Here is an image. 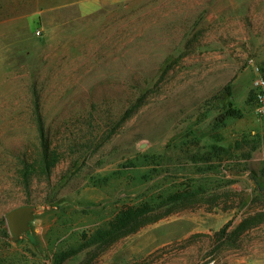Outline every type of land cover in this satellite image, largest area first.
<instances>
[{
  "label": "rangeland",
  "instance_id": "rangeland-1",
  "mask_svg": "<svg viewBox=\"0 0 264 264\" xmlns=\"http://www.w3.org/2000/svg\"><path fill=\"white\" fill-rule=\"evenodd\" d=\"M67 1L0 0V264H264L247 64L264 75V0ZM36 100L58 161L24 188ZM145 202L170 213L120 233ZM22 205L35 218L13 241Z\"/></svg>",
  "mask_w": 264,
  "mask_h": 264
},
{
  "label": "trees",
  "instance_id": "trees-1",
  "mask_svg": "<svg viewBox=\"0 0 264 264\" xmlns=\"http://www.w3.org/2000/svg\"><path fill=\"white\" fill-rule=\"evenodd\" d=\"M74 0H68L67 2L63 3H75ZM225 94H229V86L226 85L224 87ZM229 104V103H228ZM230 105V104H229ZM34 114H35V122L37 131L39 133V144L41 146L39 152L35 156L33 160V164H31L32 169L29 170L28 167H24V172H22V184L24 188H28L32 179L37 174H44L46 176L49 175L51 168L56 164L58 161V157H56L54 150L49 148L48 141H46L44 137V122L42 116L40 114V106L38 101L34 102ZM232 114V111H227L226 115ZM58 151V148H56ZM55 150V151H56ZM59 152V151H58ZM153 209H149L148 205L145 203L127 207L125 210H121L118 212L116 216V220L118 222L117 229L120 230V233L129 234L135 232L140 226L155 222L156 220L166 216L170 213V209L165 213H154ZM244 222V221H243ZM242 223V222H241ZM230 222H227L224 226H222L219 231L215 233L216 239L220 242H223V239L227 238L226 230L229 227ZM249 227V226H248ZM242 228V224L238 225L232 233H235L238 229ZM244 231V228L241 230ZM231 233V234H232ZM230 234V235H231Z\"/></svg>",
  "mask_w": 264,
  "mask_h": 264
},
{
  "label": "water",
  "instance_id": "water-1",
  "mask_svg": "<svg viewBox=\"0 0 264 264\" xmlns=\"http://www.w3.org/2000/svg\"><path fill=\"white\" fill-rule=\"evenodd\" d=\"M34 218V207L32 205H22L8 211L5 219L12 234L11 239L16 241L22 233L26 232Z\"/></svg>",
  "mask_w": 264,
  "mask_h": 264
},
{
  "label": "built area",
  "instance_id": "built-area-1",
  "mask_svg": "<svg viewBox=\"0 0 264 264\" xmlns=\"http://www.w3.org/2000/svg\"><path fill=\"white\" fill-rule=\"evenodd\" d=\"M38 33V31H37ZM252 70L251 88L255 100V111L259 117H264V75L252 58L247 59Z\"/></svg>",
  "mask_w": 264,
  "mask_h": 264
},
{
  "label": "crops",
  "instance_id": "crops-1",
  "mask_svg": "<svg viewBox=\"0 0 264 264\" xmlns=\"http://www.w3.org/2000/svg\"><path fill=\"white\" fill-rule=\"evenodd\" d=\"M78 4L81 13L87 14L100 7V0H80Z\"/></svg>",
  "mask_w": 264,
  "mask_h": 264
}]
</instances>
